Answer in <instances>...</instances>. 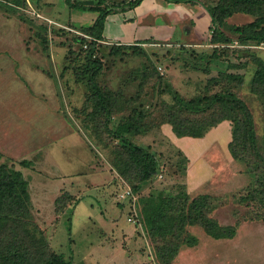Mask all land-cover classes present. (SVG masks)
Masks as SVG:
<instances>
[{
	"label": "rangeland",
	"instance_id": "rangeland-1",
	"mask_svg": "<svg viewBox=\"0 0 264 264\" xmlns=\"http://www.w3.org/2000/svg\"><path fill=\"white\" fill-rule=\"evenodd\" d=\"M50 1L53 5L32 3L30 7L53 21L70 22L75 27L90 24L96 16L93 11L72 8L68 0ZM78 1L91 3L92 0ZM23 12V20L32 31L29 38H24V44L34 45L40 48V51L36 48V52H42L36 34L41 22L35 17L30 19L31 14ZM203 12L205 16L201 15L199 25L204 23L201 34L207 37L194 41L197 49L172 44L180 35L177 24L166 29L161 24L149 25L140 30L138 37L157 42L130 43L140 46V50L119 48L109 52L106 49L98 81L107 89L122 92L123 98L131 104H140L147 111L152 108L154 113L153 107L160 100H171L168 88L176 89L184 97L216 90L217 85L208 83V77L227 68V63L211 56L213 44L208 43L212 33L211 17L204 7ZM238 18L242 16L237 14L229 22L247 20V17ZM190 25L195 23L192 21L182 28ZM56 28L48 33L47 54L37 55L30 50V54L23 55L20 68L0 70V150L8 156L4 159L1 156L0 162L11 158L14 168L22 172L28 181L34 219L45 229L50 247L72 263L115 264L114 258L120 264L118 257L138 254L147 257L148 263L158 264L150 233L142 220L140 223L135 217L136 220L128 221L129 201L118 198L120 181L107 164L110 145L105 147L104 141L95 137L92 122L85 117L91 105H84L86 85L77 81L75 74V67L81 61L76 56L79 44L72 41L71 34L60 33ZM164 29L172 33L169 39L174 42L171 44L161 41L166 33ZM68 48L73 51L71 55ZM258 54L264 58V51L259 50ZM253 71L254 67L245 73L236 92L252 112L258 149L264 155V102L251 90ZM120 115L115 113L111 124L117 122ZM226 122L217 126V135L211 142L216 141L208 145L202 155L213 172L209 173L207 166L202 165L200 173L197 172L198 179L204 174L199 183L194 180V170L200 169L201 158L197 159L194 169H190L193 181L186 183L182 155L171 142L175 133L170 123L155 124L147 133L132 136L135 143L155 151L162 174L143 184L140 194L159 188L174 193L183 185L190 196L207 193L213 197L215 206L210 216L220 224L239 223L234 236L218 239L207 235L198 225L187 226L198 242L182 244L170 264H264V220L252 218L251 208L240 201L241 194L251 183V174L244 161L234 160L229 154L231 123ZM104 136L103 140L116 142ZM203 142L197 139L192 143V152L188 150L193 162ZM21 160L28 165L21 164ZM94 166L104 167L103 178L92 177V171L98 170ZM69 191L79 201L68 200L66 193ZM57 197L65 201L62 210H59Z\"/></svg>",
	"mask_w": 264,
	"mask_h": 264
},
{
	"label": "trees",
	"instance_id": "trees-1",
	"mask_svg": "<svg viewBox=\"0 0 264 264\" xmlns=\"http://www.w3.org/2000/svg\"><path fill=\"white\" fill-rule=\"evenodd\" d=\"M13 1L18 6L25 4L24 0ZM141 1L92 0L86 3L68 0L69 5L78 11L96 13L92 22L85 26L75 27L70 22L64 23L76 31L49 24L33 15L28 17H35L41 22L36 34L44 50L49 48L48 33L54 27L60 33L71 34L72 41L79 44L76 56L81 61L75 67V74L77 81L86 85L84 105H91L85 117L92 122L95 137L104 141L105 147L110 145L111 156L107 164L115 172V178L119 180L122 177L137 194L136 218L140 223L142 220L154 241L157 263L170 264L182 244L195 245L198 242L187 226L198 225L207 235L218 239L234 236L239 223L220 224L210 216L215 206L213 197L207 193L190 196L183 185L174 193H166L165 188H159L140 194L143 184L151 182L160 173V167L155 151L147 145L135 143L132 136L145 134L153 125L168 122L177 137H202L212 127L228 120L231 123V137L227 143L229 153L234 160L244 161L251 174V183L241 194L240 201L251 208L252 218L264 220V155L258 149L252 112L236 92L238 85L244 81V73L233 71L246 64L252 65L251 90L264 102V60L256 55L253 46H245L264 43V0H162L201 4L206 8L211 17L212 33L208 38V43L213 44L211 56L227 60V68L208 77V83L217 85V89L212 92L207 90L184 97L176 89H166L171 93V100H160L153 107L155 113L152 108L147 111L140 104H131L123 98L122 92L103 87L97 78L103 68L102 57L106 49L109 52L119 48L141 49L134 44L106 42L103 36L105 19L109 13L133 8ZM2 6L18 10L19 17L24 19V12L18 6L16 8L5 3ZM235 14H245L248 19L244 22H229ZM233 40L244 46H232ZM172 44L197 49L194 41ZM70 48L69 55L73 52ZM243 56L244 61H230L231 57L239 59ZM125 109L128 112H121ZM115 113L121 115L117 122L111 124ZM103 135L112 137L116 142L112 144L105 136L106 140H103ZM177 152L182 155L185 174L187 157L180 149ZM12 161L10 158L0 162V264H83L72 263L50 247L45 229L34 219L28 181L19 169L14 168ZM20 163L28 165L22 160ZM73 195L66 193L68 200L78 201L79 198ZM56 201L59 210H62L65 201H60L58 197ZM68 220L70 222V216ZM156 240L160 242L156 243Z\"/></svg>",
	"mask_w": 264,
	"mask_h": 264
},
{
	"label": "crops",
	"instance_id": "crops-1",
	"mask_svg": "<svg viewBox=\"0 0 264 264\" xmlns=\"http://www.w3.org/2000/svg\"><path fill=\"white\" fill-rule=\"evenodd\" d=\"M24 1H25V4L19 5V6L15 5L13 0H0V3L14 5L16 6V8L17 6L19 8L22 6H26L28 3L30 4L33 3L35 6H39V4L41 6V4H46V3L47 4L50 3L53 5V3L50 0H24ZM2 4H0V6H2ZM4 8L0 7V70L4 71L6 69V70L13 71L14 68H18V67L20 68V63L23 60V55H27L28 53L30 54V50L34 51V53L37 55L47 54V51L42 48L41 43L40 44H41L42 52H36V48L38 50L40 48L34 47V45L30 47L29 44H24L25 42L24 38L25 37L29 38L32 32L31 26L26 21H24L22 18L19 17V15L17 14L19 13L18 10L14 11V10L7 9L8 10L7 12L4 10ZM201 15L205 16L203 12V7L200 6L199 4L171 3V2H164L162 0H142L138 5H136L133 8L120 10V11H114V12L109 13L105 19L104 28H103V36L106 42L111 41L115 43H125V44L141 43L143 42V40L149 41V39H145L147 37H143V38L138 37V34L140 33V30L143 27H148L149 25H154V24H157V25L161 24L166 29L167 27H173V25L177 24L179 26L180 35L178 36L179 38L177 39V41H175V44L180 43L181 41H183V43L189 42V41H197L198 39H205L207 37L201 34L203 33L202 27L204 25V23L199 25L200 19H202ZM239 15L242 16V18H238V19H244L245 17H247L246 19H248V16L246 15H242V14H239ZM236 16L237 14H235L233 17H236ZM192 21L195 23V25H190L189 28H182L183 26L187 24H192ZM162 22H165V23H162ZM206 22L207 20L205 21V24ZM165 32L166 33L164 34V36L163 35L161 36L162 37L161 39H164V40H161V41L165 42L166 44L167 43L171 44V42H174V41H170L169 39V38H172L171 37L172 33L169 30L167 31L165 30ZM165 40L167 41L169 40V41L166 42ZM149 42H155V41L150 40ZM254 48L256 49V55L261 57L264 60L263 56L258 54L259 50L264 51V47H254ZM50 54H53V53L51 52ZM217 59L222 60L227 63V60H224L221 58H217ZM244 59H245L244 56L240 57L239 59L235 57H231L230 61L238 62L240 60L244 61ZM247 67L249 69H253L252 65L250 66V64H246L243 68H239L233 71L244 73V79H245V73L249 70L247 69ZM222 123L224 124L227 122L226 120H224L222 121ZM218 125L209 129L202 137H191V136L177 137L175 136V138L171 141L187 157L186 170H185L186 171L185 172L186 183H189V180L191 179L190 169L193 166L197 165L198 158L199 159L201 158L200 160L201 162H200V165H198L200 166V169L194 170V172H196V175L194 176L195 182H198V183L202 182L201 178L204 176V174L201 173L203 176L200 179H198L197 177V174L200 173L201 171L202 165L204 166L205 164V166H207L209 173L213 172V170L209 168V165L211 166V164L209 162H206L203 159L202 155L205 154V152L207 151L208 149L207 147H209L213 142L216 141L215 140L211 142V140L215 138V136L217 135L216 131H217ZM226 127L229 128V125L227 124ZM210 135H212V137H210ZM197 139L199 141L204 140V142H203L202 148L198 150L199 155L196 158V162H193V159L189 155V152H192L194 148L193 144L197 141ZM188 150L190 151L188 152ZM0 154L3 159L5 157H8V156H5V151L0 150ZM50 158H52L51 155H50ZM95 169H98V170L92 171V173L94 174L92 175V177L93 178L94 177L103 178L104 176L101 174L105 173V171H103L104 167L96 166ZM190 181H193V180H190ZM69 193L73 194L70 191ZM117 259L119 260L120 264H150L146 260L148 259L147 257H145L144 255L140 256L138 254L124 255V256L118 257ZM112 261L115 264H117L114 258Z\"/></svg>",
	"mask_w": 264,
	"mask_h": 264
},
{
	"label": "built area",
	"instance_id": "built-area-1",
	"mask_svg": "<svg viewBox=\"0 0 264 264\" xmlns=\"http://www.w3.org/2000/svg\"><path fill=\"white\" fill-rule=\"evenodd\" d=\"M20 8L23 11H26L27 13H30L33 16H36V17H39L41 19L46 20L49 24H54V25H57V26H62V27H65L67 29L76 31V30H74L73 28H71L69 26H66L64 24L58 23L57 21H53L50 18L42 15L38 11L32 9L30 7V3H28L26 6H24V7L22 6ZM258 44H260V45L256 46V45L250 44V45H245V46H249V47L250 46H253V47H264V43L260 42ZM231 45L232 46H244L243 44H240L237 40H233L232 43H231ZM157 176L158 177H161L162 174L161 173H158ZM119 181H120L119 182L120 183V191L118 192V198L120 200H128V201H131L132 202L130 204V206L132 207V211H131L130 215L127 216L128 221L132 222V221L136 220L135 219V217H136L135 202H136V199H137V194L132 190L131 186L122 177H119Z\"/></svg>",
	"mask_w": 264,
	"mask_h": 264
}]
</instances>
